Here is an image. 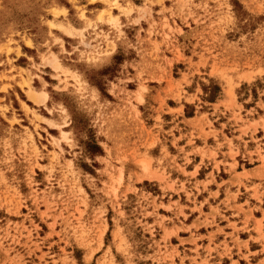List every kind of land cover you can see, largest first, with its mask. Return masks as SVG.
<instances>
[{
	"label": "rangeland",
	"instance_id": "1",
	"mask_svg": "<svg viewBox=\"0 0 264 264\" xmlns=\"http://www.w3.org/2000/svg\"><path fill=\"white\" fill-rule=\"evenodd\" d=\"M0 264H264V0H0Z\"/></svg>",
	"mask_w": 264,
	"mask_h": 264
},
{
	"label": "bare ground",
	"instance_id": "2",
	"mask_svg": "<svg viewBox=\"0 0 264 264\" xmlns=\"http://www.w3.org/2000/svg\"><path fill=\"white\" fill-rule=\"evenodd\" d=\"M26 94H27V97H28L31 101H33V103H36V104L43 103V102L45 101L46 97H47L45 93H43V92L38 93V92H35V91L31 90V89H29V91H27ZM139 96H140V95H139ZM140 97H141V96H140ZM142 166H143V165H142ZM144 167L146 168L147 165L144 164ZM146 169H147V168H146ZM147 173H148V172H147Z\"/></svg>",
	"mask_w": 264,
	"mask_h": 264
}]
</instances>
